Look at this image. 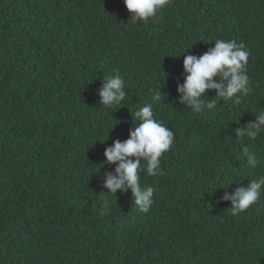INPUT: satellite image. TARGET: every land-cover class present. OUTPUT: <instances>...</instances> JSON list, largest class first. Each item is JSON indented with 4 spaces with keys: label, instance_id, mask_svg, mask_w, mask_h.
<instances>
[{
    "label": "trees",
    "instance_id": "1",
    "mask_svg": "<svg viewBox=\"0 0 264 264\" xmlns=\"http://www.w3.org/2000/svg\"><path fill=\"white\" fill-rule=\"evenodd\" d=\"M131 15L124 0H0V264H264V196L235 216L222 199L264 174V134L237 136L264 110V0H169L147 23ZM216 39L247 47L251 91L239 104L207 91L215 108L194 113L179 102L184 57ZM117 72L128 95L104 108L98 92ZM155 90L154 117L175 139L165 174L141 173L154 188L145 214L130 190L103 188L115 171L104 152L130 138L131 113Z\"/></svg>",
    "mask_w": 264,
    "mask_h": 264
},
{
    "label": "clouds",
    "instance_id": "2",
    "mask_svg": "<svg viewBox=\"0 0 264 264\" xmlns=\"http://www.w3.org/2000/svg\"><path fill=\"white\" fill-rule=\"evenodd\" d=\"M127 10L132 14L134 23H147L155 19L169 4V0H124ZM250 52L247 47L235 40L216 39L214 47L201 56L186 55L184 83L178 86L180 103L190 108L194 113L215 108L213 100L205 101L204 94L215 90L216 97L224 102L232 101L239 104L241 97L251 89L247 74ZM219 78L220 82H217ZM126 82L118 72L104 78L103 87L98 95L100 105L113 108L125 102L128 93ZM160 90L153 91L150 100L131 113L135 121V129L130 132V138L124 142L116 140L114 146L108 147L104 156L105 163L115 165L114 173L103 176V188L109 194L117 195L118 190L132 194L134 206L141 213L147 214L154 203V188L141 183V173L148 176H163L161 158L174 144V133L162 121L154 117V106L161 103ZM264 134V110L255 115V121L243 129H237L239 140H256ZM100 142V141H99ZM104 143V142H101ZM248 167L255 169L261 164V157L247 147L243 148ZM227 190V189H226ZM264 196V174L250 180L246 186H238L234 193L225 191L222 199L230 201L229 211L233 216L243 213L250 206L257 204ZM110 201H103L100 215L103 216L109 208Z\"/></svg>",
    "mask_w": 264,
    "mask_h": 264
}]
</instances>
